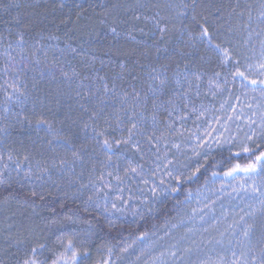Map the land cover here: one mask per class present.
Segmentation results:
<instances>
[{
	"label": "trees",
	"instance_id": "obj_1",
	"mask_svg": "<svg viewBox=\"0 0 264 264\" xmlns=\"http://www.w3.org/2000/svg\"><path fill=\"white\" fill-rule=\"evenodd\" d=\"M262 5L264 0H0V180L4 181L0 183V202L9 200L32 207L38 212V215H28L24 209H7L0 213H4L5 217L15 215L13 221L1 217L3 225L8 226L11 222L17 224L11 232L12 235L8 237L5 232L11 243L0 241V264H22L32 247L41 244L45 246L40 253L45 264H52L62 254L67 264H71V254L65 253L64 245L68 244L66 240L73 237L70 234L78 227L67 224L69 220L74 219L90 225L93 240L87 241V245L95 241L105 245H117L127 239L154 234L170 221L189 213L193 205L204 204L202 193L216 181L224 177L232 179L248 175L243 171H237L230 176L225 173L236 164L243 168L255 162V157L264 151V138L252 141L247 147L249 152L236 147L229 149L220 146L209 149L195 160L194 166L185 153L180 157L168 152L167 156L173 162L189 161L192 168L189 175L182 177L181 182L174 180L173 185L168 187L167 192L170 195L153 197L150 202L148 197L152 195V191L143 182L146 180L143 174H148L151 178L148 164L155 160L153 151L145 144V156L141 160L139 155L130 150V146L127 151L121 146L116 151L123 157L120 160L121 168L127 167L129 159L144 165V171L138 177L132 178L136 177L133 190L138 186L144 192L140 202H146L131 208L134 209L133 214L126 213L120 219L116 218V226L109 228V219L102 211L98 212L90 205L86 211L85 200L67 190L63 177L66 178L68 169L61 171L62 173L53 169L52 172L56 173L50 175L40 171L44 167L50 168L54 162L59 166L61 158L70 160L71 153L57 148L54 154L48 147V141L52 137L47 135L44 128H37L36 122L43 117L59 123L65 120L69 109L71 116L76 117L80 114V104H95L104 98L102 94L105 83L109 89L115 84L117 99L110 96L105 103L108 105L106 111L113 126L108 132L115 139H119L121 135L128 134L126 128L123 133L113 131L116 115L121 116L125 125L128 123L127 118L118 111L121 107L118 99L121 90L129 93L125 105L127 107L133 103L134 88L141 91L147 89V74L152 69L165 71L169 84L175 87L177 93L179 85L176 83V73H179L178 78L182 82L188 81V78L192 81L195 77L193 74H198L204 80L198 88L202 97L201 103L197 96L188 104L183 102L184 99H176L175 110L178 112L173 108L168 112V104L163 105L161 102L171 96L167 92L169 85L158 96L157 103L161 105L159 109L154 110L152 101L149 100L144 113L147 118L145 136H137V139L158 137V147H162L160 140L166 134L170 135L165 127L168 120L176 116L186 120L194 116L189 111L198 110L204 113L207 110L209 100L204 88L213 74L224 72L228 67L232 77L241 80L246 87L264 89V85L259 83L264 79L255 80L257 83L253 85L251 81L254 80H244L233 75L237 68L244 72L245 63L248 64L252 59L253 51L258 49L260 40L264 38V23L258 20ZM249 15L252 17L251 23ZM204 17L208 20L212 44H219L221 49H229L231 57L228 62H223L222 53L214 51L206 41L194 39L188 42L189 35L196 37L200 32L197 22L204 23ZM160 28L165 31L161 33ZM21 36L25 41L22 46L19 43ZM121 64L126 66V70L121 69ZM52 65L57 68L53 74L57 77L55 80L50 75H41L42 71L47 73ZM61 67L69 73L75 69L80 76L69 83L60 77ZM174 81L175 85L172 84ZM12 85L19 91H14ZM182 85L181 83V94L184 93ZM58 88L63 95L57 94ZM77 91L83 99L75 95ZM188 91L192 95L193 90L189 88ZM85 92L96 93V96H84ZM153 114L158 121L155 128L151 120ZM83 119L86 120L87 116ZM65 126H69L67 121ZM71 128L77 136L74 141L77 147L85 142L86 135H92L91 132L81 131L80 121ZM88 146L91 154L96 145L88 141ZM103 154H97L93 160H89L86 155L85 163L78 165L79 170L77 167L75 170L79 172L86 168L85 171H90L87 164L97 162V171L94 173L98 172L99 158ZM121 168L119 167L120 170ZM197 168L199 171H196ZM194 171L196 175L188 179ZM258 172L264 178V169L259 165L253 173ZM52 179L57 180L58 185H51L49 182ZM174 187L178 191L173 193L171 189ZM33 191L37 193L35 197L31 195ZM234 195L229 193L222 198L233 199ZM216 196V193H211L208 201L216 205ZM149 208L155 210L150 212ZM261 221V216H258L250 237L235 236V240L238 239L241 244L238 264H245V261L253 264V255L257 256L258 264L261 249L264 248ZM20 226L25 229L23 231L26 234L21 233ZM214 228H217L214 229L216 232H221L220 227ZM141 233L145 235L141 236ZM66 234L69 237L63 239ZM213 235L216 237L218 234H211ZM81 240L83 238L78 237L79 243ZM18 241L22 243H17Z\"/></svg>",
	"mask_w": 264,
	"mask_h": 264
},
{
	"label": "rangeland",
	"instance_id": "obj_2",
	"mask_svg": "<svg viewBox=\"0 0 264 264\" xmlns=\"http://www.w3.org/2000/svg\"><path fill=\"white\" fill-rule=\"evenodd\" d=\"M261 41H264V38L260 40L258 49L253 51L252 59L248 61V64L245 63L244 65V74L248 80L259 81L264 79V73L258 72L255 68L257 64L262 62ZM249 65H252L251 70ZM217 73H220L219 77L215 73L206 81L204 90H206L209 105L204 113L192 110L189 111L194 114L192 118L185 120L184 117L176 116L166 122L167 125L165 127L170 135L166 134L160 140L161 146H164V148L159 146L161 159L158 163L160 171L157 172L155 177L151 175V178L150 175L143 174L146 177V186L148 185L149 189L158 187L168 190V187H171L173 181L176 180L175 177L180 176L182 178L185 175H189L192 168L191 164L193 163L192 166H194L195 160L199 159L200 156L202 157L209 149H216L220 146L229 149L233 147L242 149L248 147L252 141L263 140L264 89L246 87L241 80L238 81L232 77L228 67L225 68L224 72L220 71ZM190 80L191 78H188V81L185 80V82L180 80L183 84V92H188L183 102L185 104L191 103V100L197 96L198 101L201 103L202 97L198 93V88L204 83V80L201 77L199 81L195 77L192 81ZM172 84L175 85V81ZM168 85L169 90L167 92L171 93L170 97L174 93L177 95L181 94L180 85L178 93L176 89L174 90L175 87ZM185 86L188 88H185ZM189 88L193 90L192 95H189ZM168 101L169 99L161 103L163 105L168 104ZM174 104L176 106L177 102H174ZM171 108L173 106L168 104L166 109L169 112ZM173 110L178 112L175 108ZM169 125L172 126L169 127ZM218 141L220 142L219 144L217 143ZM168 152H173L175 156L180 157H183L182 153H185L191 164L189 165V161L173 162L172 159L168 158ZM119 156L120 154L115 152L112 157V164L109 167L103 164L106 159V154H103L99 158V171L96 173L94 172L97 171V162L95 168L92 167L94 162H91V165L87 164L90 171H85L86 168H84L79 172L75 170L76 167L79 170L78 165L80 163H77L73 166L74 171L70 174L69 170H67V173H65L66 178L63 177L67 190L72 195L81 197L85 201L91 196L94 202L99 203V211L103 213L104 208L108 209L106 216L111 220L120 219L126 213L133 214L134 209L131 208L136 207L139 203L144 205L146 202H140L144 192L138 186L133 190V181L136 177H123V183L116 179L117 176L122 177L124 175L125 168V166L121 168L120 160L117 161ZM168 161H171V167L169 168V171L172 172L171 177L162 175L164 165ZM148 168L151 174L156 171L157 164H148ZM109 172L112 173L111 176L108 175ZM51 173L55 174L56 172ZM260 174L261 172H252L246 176H236L232 179L224 177L216 181L211 188L202 193L201 198H203L204 204L193 205L189 213L170 221V223L149 236L127 239L117 245H105L95 243L96 241L87 245V241L92 242L93 240L91 238L93 233L90 225L72 219L67 224L78 228L70 234L73 237H69V234H66L63 239L67 236L69 237L66 240V244L69 239L72 241L73 249L79 252L80 264H104L105 261L108 264H238L240 262L241 250L239 247L241 244L238 239L235 240V236L242 237L243 228L237 222L241 216H245V213L250 212L252 209L256 210L254 219L250 220L245 216L246 222L255 224L257 217L261 216L259 202L264 199V195H261L264 193V178L260 177ZM72 175L75 176L73 177ZM162 178L165 180L163 185L160 184ZM56 181L52 179L49 183L58 185ZM154 181H157V183ZM81 185H84V187L81 188ZM105 185L109 186L105 187ZM253 188L256 191H253ZM97 189L101 190L97 191ZM211 193H216L218 196L215 201L216 205L208 201ZM229 193L235 194L233 199L222 198V196ZM160 197L158 196L157 198ZM148 199L150 202L153 201V193ZM113 202L116 204V209L112 208ZM90 206L93 207L94 205ZM7 209L15 211L24 209L25 211H23L28 212V215H38L37 210L32 207L13 203L9 200L0 202V213ZM1 217L10 221L15 219L14 214L5 217V214L2 213L0 219H2ZM3 224L0 220V241L4 240L5 243H8V237L12 235L11 232L15 230L14 227L17 224L15 225L13 222L8 226ZM214 227H220L219 230L221 232H216L214 229L217 228ZM20 228L21 233L24 232L23 230L25 229L22 226ZM30 231L34 232L32 228H30ZM5 232H7L8 237ZM23 234H26V232ZM211 234H218L217 238L214 235L211 236ZM78 237L83 238L81 243H79ZM230 240H233V242H228ZM216 245L219 247H216ZM85 249H87V253H85ZM69 253L71 254V252ZM173 253H176L175 257H173Z\"/></svg>",
	"mask_w": 264,
	"mask_h": 264
},
{
	"label": "snow or ice",
	"instance_id": "obj_3",
	"mask_svg": "<svg viewBox=\"0 0 264 264\" xmlns=\"http://www.w3.org/2000/svg\"><path fill=\"white\" fill-rule=\"evenodd\" d=\"M195 7V5H193ZM139 19V17H137ZM195 19V17H193ZM258 20L261 23H264V5H262V10L260 11ZM252 22V17L249 15V23ZM199 28L200 32L196 37H192L189 35V41L191 42L194 39H200L202 41H206L214 51L222 53L223 55V62H228L231 57V53L229 49H221L219 44H212V37L211 33L209 32V28L207 26L208 20L207 17H204V23H199ZM159 27V25H157ZM161 33L165 31V29L160 28L159 29ZM115 31V29H113ZM19 43L22 46L25 41L23 36L19 38ZM261 63L257 64L255 66L256 70L260 73H264V41H261ZM73 51H75L73 49ZM236 63L238 64L239 61L237 60ZM121 69L126 70V66L124 64H121ZM249 69H252V65H249ZM57 71L56 65H52L47 73L41 72V75H50L52 76V79L55 80L57 77H55L54 72ZM60 72V77L63 78L64 80L68 81L71 83V81L74 78H78L80 76V73L77 72L75 69L72 70V72H66L63 70V67L59 69ZM148 86L147 89L144 91L133 89L134 96H133V103L131 106H125L127 103V99L129 96V93L127 91L121 90V95L118 97L119 103L121 105L120 109L118 110L120 113L123 114L127 118V125H125L124 121L121 119L120 115H116V125L113 131H119L120 133H123L125 131V128L127 130V136L121 135L119 139H115L114 137L111 136V133L108 132V129L112 128V123L110 121V116L107 113L106 109L108 108V105L105 103V100L108 97H112L113 99H117L115 96L116 92V85L113 84L112 88L109 89L107 83L104 85L103 89V99L97 101L95 104L89 106L88 104H80V114L76 117L71 116V109H69L68 114L65 115V120L60 121L59 123L55 122L54 120H46L43 117L37 120L36 122V127L37 128H44L47 135L52 137L48 141V147L52 150V152L55 154L57 151V148H63L66 152L71 153V159H65L61 158L59 160V166L54 162L51 167H44L40 169L42 173L46 174H51L52 170L55 169L56 171H63L64 169H68L69 173L74 171V165L77 163L84 164L85 163V157L87 155V158L89 160H93L95 156L99 153H104L106 154V159L103 161L104 165L111 166L112 164V157L115 154L116 151L119 150L121 146L125 148V151L130 150L133 151L135 154L139 155L141 160L144 159L145 153H144V145L146 144L149 150L153 151V154L155 155V160L152 161V163L157 164V169L156 171H153L151 175L155 177L157 175V172L160 171L159 167V161L161 159L160 153H159V138L154 137V136H147L145 140H140L137 139V136L144 137L145 132L144 128L147 123V118L145 117L144 113L147 111L148 103L149 100L151 99L152 101V107L154 110H157L160 108V104L157 103L158 96L159 94L163 93L165 88L169 84V80L165 74V71L160 70V69H152L148 74ZM177 79L176 83L178 85H181V81L179 80V73L175 74ZM195 76V79L197 81L200 80V76L198 74H193ZM220 73H216V76L219 77ZM234 76H239L242 77L244 80H247V77L245 76L244 72H241L239 68H237L236 72L233 74ZM135 79V77H133ZM100 79H104L103 77H100ZM253 85L257 83V81H251ZM261 85H264V80L259 81ZM191 86L190 81H189V87ZM12 88L14 91H19L18 88H16L15 85H12ZM57 94L58 95H63L62 92L59 91V88L57 89ZM76 96L83 97L81 96V93L77 91L75 93ZM84 96H89L94 98L96 96V93L93 92H85ZM187 97V91H185L183 94L177 95L173 94L172 97L169 98L168 104H171L173 108H175L174 100L175 99H184ZM115 107V105H113ZM187 107V105H185ZM171 115V113H169ZM87 116V119L84 120L83 117ZM152 120V126L153 128L156 127L158 121L153 114L151 117ZM65 121L68 122V127L65 126ZM77 121L82 122V129L81 131L88 133L91 132L92 135L85 137V142L81 143L79 147L75 146L74 141L77 139L76 133L72 132V125H76ZM172 125H169L171 127ZM67 133V134H66ZM251 139V138H249ZM88 141L94 142L96 145L95 148L91 150V154H89V146H88ZM155 141V143H154ZM226 143H229L228 141H225ZM218 144L220 143L219 141L217 142ZM55 145L56 147H53ZM245 152H249L250 149L245 147L243 149ZM123 157L119 156L117 157V161L121 160ZM27 159V157H26ZM258 165L264 169V151H261L258 156L255 157V162H251L241 168V165L236 164L232 168L228 169V171L225 173V175H232L233 173L237 171H243L245 173H251L255 172L257 170ZM203 165H201L202 167ZM39 167V164H38ZM171 167V161H168L164 165V171L162 175H166L168 177L172 176V172L169 171V168ZM93 168H95V164H93ZM144 171V165L137 164L135 161L129 159L127 161V167L124 169V177L128 176H139L142 172ZM196 171H199V168L196 169ZM196 171L192 172L191 175L188 177V179H191L192 176L196 175ZM26 175H30V173H26ZM109 176L112 175L111 172L108 173ZM116 179L123 183V177L117 176ZM177 182H181V177L177 176L175 177ZM4 181L0 180V183H3ZM145 184H147V180L143 181ZM165 183V180L162 178L160 180V184L163 185ZM109 185H105V187H108ZM84 185H81V188H83ZM101 189H97V191H100ZM153 193V197H158L161 195H170V193L167 192L166 189L164 188H158V187H153L151 189ZM177 188H172L171 192H177ZM253 191H256L255 188H253ZM33 197L37 195L35 191L31 193ZM261 195H264L262 193ZM107 203V201H105ZM127 203V201H125ZM179 204L180 201H177ZM260 215L262 217L261 221V239L264 241V199L260 200ZM89 205H94L96 210L99 212L100 210V205L97 202L93 201V198L91 196L88 197V200L84 202L85 210H88ZM112 208L116 209V204L113 202ZM155 209L149 208L148 211H154ZM255 209H252L250 212L245 213V216L248 217V219L253 220L255 216ZM103 214L106 216L108 214V209L104 208ZM245 216H241L240 220L237 222L241 224L243 228V235L245 238L250 237L251 233L253 232L255 225L254 223H248L245 220ZM116 226V221L115 220H107V227L113 228ZM145 235L144 233H141V236ZM17 243H22L21 241H18ZM44 245H38L34 246L31 249L30 254H28L27 258L23 260L22 264H45V260L42 256H40V253L43 252L44 250ZM126 251V249H125ZM71 252V257L70 261L71 264H80V258H79V252L77 250H74L72 247V241L69 240L68 244L65 246V253ZM85 253H87V249H85ZM173 257H175L176 253L172 254ZM252 261L253 264H257V256L253 255L252 256ZM67 264V260L65 256L62 254L58 256L56 259L52 261V264ZM104 264H108L107 261L104 262ZM245 264L247 262L245 261ZM258 264H264V248L261 249V255L259 257Z\"/></svg>",
	"mask_w": 264,
	"mask_h": 264
}]
</instances>
